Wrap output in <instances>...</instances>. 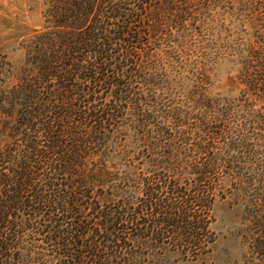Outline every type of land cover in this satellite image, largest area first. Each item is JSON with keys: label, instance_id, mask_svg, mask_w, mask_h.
I'll return each instance as SVG.
<instances>
[{"label": "trees", "instance_id": "trees-1", "mask_svg": "<svg viewBox=\"0 0 264 264\" xmlns=\"http://www.w3.org/2000/svg\"><path fill=\"white\" fill-rule=\"evenodd\" d=\"M43 16L20 64L0 54V264L204 263L228 201L264 235V0Z\"/></svg>", "mask_w": 264, "mask_h": 264}, {"label": "rangeland", "instance_id": "rangeland-1", "mask_svg": "<svg viewBox=\"0 0 264 264\" xmlns=\"http://www.w3.org/2000/svg\"><path fill=\"white\" fill-rule=\"evenodd\" d=\"M46 0H0V54L7 55L12 64L17 66L25 56L20 48L22 42L46 26L44 11ZM227 65L219 66V78L216 82L218 91L225 94L231 88ZM216 233L213 251L204 263L186 261L181 252L165 254L158 264H264V249L258 248L263 240L261 232L249 239L250 233L244 227V220L233 211L231 201L220 203L214 210ZM251 238V237H250Z\"/></svg>", "mask_w": 264, "mask_h": 264}]
</instances>
